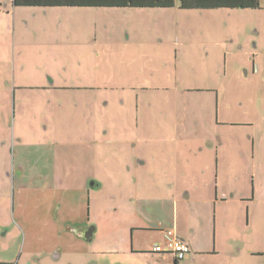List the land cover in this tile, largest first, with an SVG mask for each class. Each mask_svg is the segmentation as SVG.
Wrapping results in <instances>:
<instances>
[{
	"label": "rangeland",
	"instance_id": "374dc122",
	"mask_svg": "<svg viewBox=\"0 0 264 264\" xmlns=\"http://www.w3.org/2000/svg\"><path fill=\"white\" fill-rule=\"evenodd\" d=\"M1 1V264H110L103 258L108 253L131 251L127 226L141 222L135 177L124 172V163L140 149L98 141L93 161L103 186L90 196L65 187L53 173L64 165L59 154L70 150L63 145L94 139L93 132L80 133L83 115L119 107L141 108L143 131L127 135L131 146L147 136L182 145L146 150L162 163L160 186L148 185L155 196L177 202L175 229L205 236L213 213L205 199L219 196V219L234 231L231 241L241 247L245 239L240 258L264 264L263 255L248 252L264 222V194L259 206L245 202L254 181L264 185V0L259 9L244 11L18 8L17 15L12 0ZM53 76L62 78L57 85L78 90L58 89L48 98L36 88L52 85ZM87 87L96 92L91 101L83 99ZM256 115L257 132L253 125L233 126L252 123ZM115 131L114 138L124 137L123 126ZM102 134L113 138L106 128ZM117 165L124 171L116 174ZM119 183L133 196L120 198ZM198 264L214 263L204 258Z\"/></svg>",
	"mask_w": 264,
	"mask_h": 264
},
{
	"label": "crops",
	"instance_id": "0c3cea01",
	"mask_svg": "<svg viewBox=\"0 0 264 264\" xmlns=\"http://www.w3.org/2000/svg\"><path fill=\"white\" fill-rule=\"evenodd\" d=\"M262 2V0H260ZM4 2L0 0V9L3 6ZM12 4L16 11L14 14L17 15L18 8H26V9H47V10H63V9H114V10H121L116 8H27V7H16L13 3ZM261 5V3H260ZM10 6L7 8V11L10 12ZM174 8H179V0H176V6L173 8L163 9L159 11L170 10ZM130 10H144V9H130ZM146 10H154V9H146ZM222 10H233V9H218V10H203V11H222ZM244 10H257V9H242L238 11ZM235 11V9H234ZM57 52L60 53V49H57ZM52 54V52H50ZM55 53V51H53ZM78 55V52H77ZM53 80H51L52 85H48L49 82H44L41 86H39L38 90L44 92L46 96L50 99L53 97H57L58 89H65V90H78V87L67 86L63 84L57 85L59 83L57 81H61L62 78H58L57 76H53ZM64 86V87H63ZM15 89V95L17 89ZM87 89V95L83 98L84 100L91 101L95 98L96 92H93L92 87L84 88ZM52 90V91H51ZM108 105V102H106ZM106 109V108H105ZM141 108H124L119 107L115 110H97L94 109L92 115H88L92 117V119L87 118V114L83 115L85 119L83 122L85 125L82 126L80 133L88 136L89 133L93 132L95 137L93 140H84L83 142H78V145L68 144V146L63 145V148L70 149L66 153H60L59 155H63L61 157L63 161V166L61 168V172L57 171V168L53 169L54 178L61 177L63 179V183H65V187L72 188V189H80L82 191L88 192V196L92 195L91 190L95 188H102V184L97 182V175L96 169L94 167L97 165V151L96 148L98 147V141H106L110 140V143H113V149H140V152L132 151V156L127 159V162L124 163L128 167V171H124L122 166H116V174L121 173L122 171L126 173H131L132 177L134 175V190L137 192V201L135 205H137L136 210V217L139 219L141 224H137L131 222L128 224V228L131 230V238H130V245L131 251H124L121 253L118 252H110L107 254V257H103L104 259L111 260L110 264L113 262H117L121 260H125V263L128 264V261H137V262H144L151 259H157L159 264L170 263V264H198L200 260L206 258L207 262H213L214 264H244L243 258H240L239 253H242L245 248V239L241 238V247H236V243L231 241V231L232 228L230 226L219 219V203L221 202L219 196L215 199L212 197L205 199V201L209 202L212 205V220L209 222L211 224H205L204 228L205 231L203 233L205 236L197 237L192 233H186L175 229V227L179 223V217L177 213L171 214L172 210H178L175 207V203H177L174 199L170 197L160 198L155 196L156 191L151 188L148 184L149 180L155 181L156 187L160 186V180L162 178L159 169L162 163L159 161H152L148 157V152L146 151L149 148H160L163 149L164 152H167L168 149L171 148H179L182 145L178 143V141L169 142L167 140H163V138H137L135 139L134 146H131V139H128L129 134L137 135L138 132L143 131L141 128L140 122L143 120L141 118ZM104 111H108L110 113L104 114ZM103 121H106V124H103ZM234 124V123H233ZM253 125L254 131H259V124L257 122V115L255 116V120L252 123H243L239 122L237 125L234 124L233 126H237L238 128H250L249 126ZM123 126V138H114V136L118 133V131L114 132V127H121ZM106 128V133L113 136V138L108 139L105 138L102 134V130ZM79 131V129H78ZM229 132V131H227ZM227 132H224L226 134ZM89 137V136H88ZM218 138H222L221 134H218ZM262 140V138H261ZM264 140V138H263ZM107 142V141H106ZM89 143V144H87ZM199 144V143H197ZM116 145H120L121 147L125 148H117ZM223 146V145H222ZM116 147V148H115ZM77 149V150H76ZM141 149H145L141 151ZM221 149V148H220ZM228 154V152H226ZM93 156L97 160L96 162L93 161ZM225 156V162L228 160V156ZM258 156L256 155L255 158ZM169 163H173L172 160H169ZM113 167V165H112ZM106 168L108 165L106 164ZM219 174V172H218ZM171 179L173 177L170 175ZM174 180V179H173ZM78 183L79 185L74 186V182ZM254 187L251 191L252 194L246 198L245 202L250 204H257L260 205V196L264 194V185L257 186V183L254 181ZM56 186V184H54ZM120 194L118 195L120 198L126 197L129 199L133 195H130V186L127 185L126 191L122 192L124 189V184L119 183ZM117 196V198H118ZM125 201V200H123ZM223 203L227 202V198H223ZM173 208H172V206ZM128 220L126 219L125 222ZM207 223V222H205ZM231 229V230H230ZM174 230L176 236L185 242H187L190 246V253L187 257L177 262L175 256L172 253L165 252V253H157L153 251L155 245H162L165 246L167 241V231ZM229 230V232H228ZM90 230H86L84 233H89ZM166 231V232H165ZM164 232L166 233L164 236ZM139 233L141 235H139ZM146 233H163V236H156L154 238H149L145 234ZM91 234V233H90ZM222 236L221 239L218 236ZM264 236V222L261 223L259 228V235L255 238V242H251L249 246L252 248L251 252L254 255H263L264 256V244H261L260 239ZM250 240V237H249ZM236 241H239L237 238ZM261 244V246H260ZM240 246V244H239ZM248 246V247H249ZM257 247V248H255ZM238 256V258H237ZM1 264V262H0ZM98 264V263H97Z\"/></svg>",
	"mask_w": 264,
	"mask_h": 264
},
{
	"label": "trees",
	"instance_id": "16d2710c",
	"mask_svg": "<svg viewBox=\"0 0 264 264\" xmlns=\"http://www.w3.org/2000/svg\"><path fill=\"white\" fill-rule=\"evenodd\" d=\"M16 7L27 8H116L163 10L176 6V0H13ZM260 0H179L182 11L218 9H259ZM184 260V259H183ZM177 262L182 260L176 259Z\"/></svg>",
	"mask_w": 264,
	"mask_h": 264
},
{
	"label": "built area",
	"instance_id": "2783aa9c",
	"mask_svg": "<svg viewBox=\"0 0 264 264\" xmlns=\"http://www.w3.org/2000/svg\"><path fill=\"white\" fill-rule=\"evenodd\" d=\"M157 253H172L176 259L183 260L190 253V246L184 240L178 238L174 230L167 231V241L165 246L155 245L153 248Z\"/></svg>",
	"mask_w": 264,
	"mask_h": 264
},
{
	"label": "water",
	"instance_id": "95a60500",
	"mask_svg": "<svg viewBox=\"0 0 264 264\" xmlns=\"http://www.w3.org/2000/svg\"><path fill=\"white\" fill-rule=\"evenodd\" d=\"M90 233H91V230L89 231V233H87V234H86V236H85V237H86V238H89V236H90Z\"/></svg>",
	"mask_w": 264,
	"mask_h": 264
},
{
	"label": "flooded vegetation",
	"instance_id": "af4514ba",
	"mask_svg": "<svg viewBox=\"0 0 264 264\" xmlns=\"http://www.w3.org/2000/svg\"><path fill=\"white\" fill-rule=\"evenodd\" d=\"M91 235V234H90ZM90 237V236H89Z\"/></svg>",
	"mask_w": 264,
	"mask_h": 264
}]
</instances>
